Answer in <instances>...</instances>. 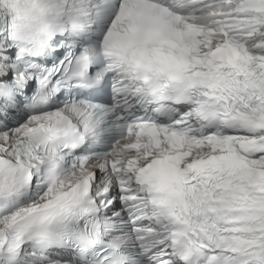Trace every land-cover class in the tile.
<instances>
[{
    "label": "snow or ice",
    "instance_id": "obj_1",
    "mask_svg": "<svg viewBox=\"0 0 264 264\" xmlns=\"http://www.w3.org/2000/svg\"><path fill=\"white\" fill-rule=\"evenodd\" d=\"M0 264H264V0H0Z\"/></svg>",
    "mask_w": 264,
    "mask_h": 264
}]
</instances>
